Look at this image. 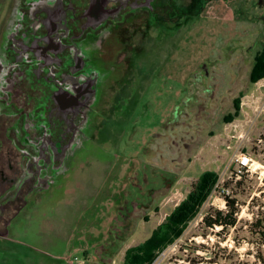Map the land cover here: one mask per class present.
I'll return each instance as SVG.
<instances>
[{"label":"rangeland","instance_id":"obj_1","mask_svg":"<svg viewBox=\"0 0 264 264\" xmlns=\"http://www.w3.org/2000/svg\"><path fill=\"white\" fill-rule=\"evenodd\" d=\"M175 1L176 9L147 29V41L133 39L145 54L134 58L123 92L131 107L123 108L117 93L119 109L107 111L67 182L42 191L0 237V264H71L73 255L89 263L81 251L109 214L107 227L120 238L96 248L97 263L123 264L125 251L163 224L202 172L226 178V145L251 151L264 134V77L250 82L252 58L264 47V15L252 0ZM236 99L240 115L224 123ZM122 205L127 214L118 213ZM206 214L209 196L171 245L186 248L205 231L200 218Z\"/></svg>","mask_w":264,"mask_h":264},{"label":"flooded vegetation","instance_id":"obj_2","mask_svg":"<svg viewBox=\"0 0 264 264\" xmlns=\"http://www.w3.org/2000/svg\"><path fill=\"white\" fill-rule=\"evenodd\" d=\"M252 5L264 15V0ZM175 9V0H0V237L42 191L67 182L120 107L117 93L128 111L123 92L145 54L133 39L147 41Z\"/></svg>","mask_w":264,"mask_h":264},{"label":"built area","instance_id":"obj_3","mask_svg":"<svg viewBox=\"0 0 264 264\" xmlns=\"http://www.w3.org/2000/svg\"><path fill=\"white\" fill-rule=\"evenodd\" d=\"M225 149L231 151L230 165L209 193V214L200 218L205 231L186 248L166 246L150 264H264V134L254 139L251 151L229 144ZM254 175L258 182H247ZM70 263L85 264L77 256Z\"/></svg>","mask_w":264,"mask_h":264},{"label":"trees","instance_id":"obj_4","mask_svg":"<svg viewBox=\"0 0 264 264\" xmlns=\"http://www.w3.org/2000/svg\"><path fill=\"white\" fill-rule=\"evenodd\" d=\"M264 77V52H259L254 61L253 67L250 73V82L255 84L258 80ZM239 99L234 100L235 113L230 114L228 118L224 119V123H229L237 119L240 115ZM218 178L217 173L213 171H204L197 178L196 182L192 185L191 190L186 197L168 214L163 224L152 230L150 237L143 243L127 249L124 253L123 264H150L156 256L155 251L162 250L166 246L172 244L178 239L186 225L193 220L199 212L200 206L209 196V193L216 183ZM126 202L123 203V205ZM121 206L120 213H126L125 207ZM123 207V208H122ZM123 211V212H122ZM220 219V215L217 214L216 221ZM204 223L209 225V217H205ZM121 228H116L115 231ZM123 230V229H122ZM115 232H108L107 244L117 242L120 238H116ZM113 249H108L114 251ZM112 251V252H113ZM87 258L85 252L82 253Z\"/></svg>","mask_w":264,"mask_h":264},{"label":"crops","instance_id":"obj_5","mask_svg":"<svg viewBox=\"0 0 264 264\" xmlns=\"http://www.w3.org/2000/svg\"><path fill=\"white\" fill-rule=\"evenodd\" d=\"M109 215H107L106 218L101 220V223H99L98 225V230L93 231L88 238L91 241L88 240V242H86L85 249L81 251V254L85 252L87 255V260H90L89 263L86 261L85 264H98L97 257L95 255V250L99 245H101L105 241L106 238H108L107 237L108 235H106L104 231V227H107V224L109 223V219H110L108 218ZM108 231H109V228L107 227L106 232ZM73 256H76V255H73Z\"/></svg>","mask_w":264,"mask_h":264},{"label":"clouds","instance_id":"obj_6","mask_svg":"<svg viewBox=\"0 0 264 264\" xmlns=\"http://www.w3.org/2000/svg\"><path fill=\"white\" fill-rule=\"evenodd\" d=\"M96 74H97V75H99V73H98V72H97Z\"/></svg>","mask_w":264,"mask_h":264}]
</instances>
